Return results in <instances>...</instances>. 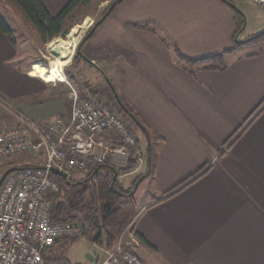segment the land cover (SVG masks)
I'll list each match as a JSON object with an SVG mask.
<instances>
[{
	"label": "crops",
	"instance_id": "obj_1",
	"mask_svg": "<svg viewBox=\"0 0 264 264\" xmlns=\"http://www.w3.org/2000/svg\"><path fill=\"white\" fill-rule=\"evenodd\" d=\"M41 1L55 17L71 0ZM227 1L240 11L257 4ZM147 22L192 59L232 48L237 29L223 0H129L88 41L85 56L106 64V79L160 138L150 144L136 128L148 161L152 146V168L138 187L145 184L148 197L138 202L135 192L138 214L124 238L142 264H264V42L245 54L240 46L224 71L193 77L158 36L128 26ZM16 58L0 31V131L17 115L68 118V94L31 76L39 57L21 70L7 65Z\"/></svg>",
	"mask_w": 264,
	"mask_h": 264
},
{
	"label": "built area",
	"instance_id": "obj_2",
	"mask_svg": "<svg viewBox=\"0 0 264 264\" xmlns=\"http://www.w3.org/2000/svg\"><path fill=\"white\" fill-rule=\"evenodd\" d=\"M257 5L264 6V0H257ZM17 116L14 127L0 131V159L29 155L45 160L15 168L0 187V264H52L47 251L85 231L80 220H54L61 189L53 169L64 172L68 181L106 164L121 174H137L145 164V151L126 115L74 89L68 118L35 122ZM124 235L114 249L104 250L105 259L98 264H142Z\"/></svg>",
	"mask_w": 264,
	"mask_h": 264
},
{
	"label": "rangeland",
	"instance_id": "obj_3",
	"mask_svg": "<svg viewBox=\"0 0 264 264\" xmlns=\"http://www.w3.org/2000/svg\"><path fill=\"white\" fill-rule=\"evenodd\" d=\"M114 1L116 0H92L88 4L81 5L71 14L69 18L66 28L68 34L74 26L83 24L87 22V18H91L89 24L90 27L82 29L84 34L79 42L82 43L89 29L102 18L103 14ZM241 12L245 16V27L240 37L241 41H246L247 39L264 32V25H262L261 21V19H264V7L256 4L254 6L247 7ZM0 17L11 31L9 41L11 42V45L14 46L17 55L15 61L7 63L9 67L15 69L19 68L20 70L24 69L28 67L29 63H31L36 57H39V62L37 63L44 64L47 67L57 63V58L51 53L50 46L52 42L57 39L68 41L69 35H66L68 36L67 38L66 36L56 37L49 43L41 45L39 43L40 37L38 34L28 30L13 15V12L5 5L3 0H0ZM87 44L88 42L81 44L80 52L87 60H89L85 56V52L87 53L88 51ZM259 45L261 44L244 45L240 51L244 54L252 52L258 49ZM89 61L91 64L84 62V60L77 55L75 50L69 63L63 66V72L66 76L65 82L46 83L40 79L38 80V78L37 80L41 83L40 85L47 88V90L51 93H53L54 90V93L57 95L68 94L70 100L72 89H74L82 97H88L89 95L95 94L100 101L111 107L119 116H123L124 114L121 113L117 101L114 99L108 84H106L105 81L100 82V78H97V75L100 76L101 73H98V71L108 70V68L105 67L106 64H104L101 59H96V63L92 60ZM93 69L96 70V74H91V71H94ZM101 76L103 77V75ZM134 132L138 137L139 133L135 126ZM44 160V158L35 159L29 155L0 159V179L8 170L19 168L26 163L42 165L44 164ZM146 173L147 160L145 156V164L139 173L130 174L129 172L128 174H121L118 172V176L119 180L123 184L126 182L130 184L131 182L128 178L134 177L133 182L127 186V188H130L139 176L145 175ZM85 178V175L76 173L71 176L70 181L72 183L68 184L66 181L64 182L61 187L60 194L56 197L53 213L55 217L62 220L68 218L81 219L83 217L85 212L88 210L89 202L91 200V182H85ZM147 195V189L145 184H143L137 191L136 199L138 202H141L148 197ZM46 256L52 264H96L98 261L102 262L105 259L104 249H101L96 244L83 237L62 241L60 244H57L53 248L49 249Z\"/></svg>",
	"mask_w": 264,
	"mask_h": 264
},
{
	"label": "trees",
	"instance_id": "obj_4",
	"mask_svg": "<svg viewBox=\"0 0 264 264\" xmlns=\"http://www.w3.org/2000/svg\"><path fill=\"white\" fill-rule=\"evenodd\" d=\"M5 5L10 8L13 15L30 31L38 34L41 40L47 44L54 38L68 35L65 29V24L70 18L71 14L81 5L88 4L92 0H71L62 11L55 17L51 16L42 3L41 0H3ZM129 0H116L114 1L107 11L103 14L102 18L98 20L87 32L83 41L88 42L93 39L96 31L102 24L113 15L118 8ZM228 3L234 10L235 20L237 22V29L234 35L233 47L211 56L192 59L182 54L174 42L167 37H162L157 33L155 23L147 22L144 24H129L128 26L137 30L143 31L155 36H158L162 43L168 49H173L179 63L184 65L187 71L193 76L197 77L201 71H224L227 69L225 58L235 52L240 46L246 44H258L264 42V32L255 35L246 41H241L240 37L245 27V16L243 13L231 2L223 0ZM113 8L111 9V7ZM105 17V19H103ZM0 30L9 39L11 31L7 24L0 17ZM82 42L81 44H83ZM81 49V45H80ZM87 64H91L84 57L83 54H77ZM106 82L111 88L114 99L119 104L120 111L126 115L133 123V125L142 131L149 143L160 140L159 137L150 132L144 125L143 121L137 116L133 110L125 103L123 98L119 96L114 86L106 79V74L100 71ZM82 97V96H81ZM85 97V96H84ZM93 97H96L94 94ZM233 140L229 144H232ZM148 153L149 161L147 160V173L152 168V146H150ZM14 170V169H12ZM8 170L6 173L11 172ZM99 172L95 174L94 170L90 175L86 176L85 182H91V200L89 202L88 210L85 212L81 219L68 218L58 219L54 216L55 221L68 222L80 220L85 225V231L82 235L83 238L96 244L104 250H112L117 244L121 235L130 227L138 214V205L134 197L133 190L136 183L143 176H139L133 183L132 187L127 188L120 180L117 170L109 165L100 167ZM5 173V174H6ZM4 174V175H5ZM3 175V176H4ZM2 176V177H3ZM53 178L58 182L60 189L64 184V180L53 175ZM68 184L72 183L70 180L66 181ZM60 194V193H59ZM58 196V195H57Z\"/></svg>",
	"mask_w": 264,
	"mask_h": 264
},
{
	"label": "bare ground",
	"instance_id": "obj_5",
	"mask_svg": "<svg viewBox=\"0 0 264 264\" xmlns=\"http://www.w3.org/2000/svg\"><path fill=\"white\" fill-rule=\"evenodd\" d=\"M83 34V30L78 28L69 34L68 41L62 39L53 41L50 51L57 58V63L49 67L37 63L31 71V76L46 83L65 82L66 76L63 72V66L71 60Z\"/></svg>",
	"mask_w": 264,
	"mask_h": 264
},
{
	"label": "water",
	"instance_id": "obj_6",
	"mask_svg": "<svg viewBox=\"0 0 264 264\" xmlns=\"http://www.w3.org/2000/svg\"><path fill=\"white\" fill-rule=\"evenodd\" d=\"M113 6L114 5H112V7H111V9L113 8ZM103 19H105V17L103 18ZM90 27V26H89ZM69 35V34H68ZM68 36H66V38H67ZM65 38V39H66ZM84 40V39H83ZM82 42H85V41H82ZM80 45H81V43H79V45H78V47H77V49H76V53L78 54V53H80ZM87 61H89V60H87ZM90 62V61H89ZM99 172V170H96L95 171V174H97ZM8 175V173H6L1 179H0V187H1V185H2V183L4 182V180H5V178H6V176ZM53 175L54 176H56V177H59V178H61V179H63L64 181H67V175L64 173V172H62L61 170H59V169H53ZM148 175H146V176H143L141 179H139V181L136 183V185H135V187H134V190H133V193H135L136 191H137V189H138V187H139V184L147 177Z\"/></svg>",
	"mask_w": 264,
	"mask_h": 264
}]
</instances>
